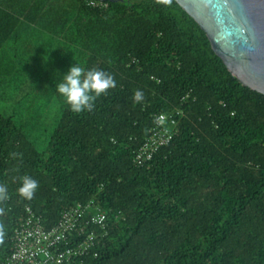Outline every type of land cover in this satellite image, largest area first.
Masks as SVG:
<instances>
[{
  "label": "trees",
  "instance_id": "obj_1",
  "mask_svg": "<svg viewBox=\"0 0 264 264\" xmlns=\"http://www.w3.org/2000/svg\"><path fill=\"white\" fill-rule=\"evenodd\" d=\"M77 62L115 80L81 114L55 88ZM174 109L176 134L136 165ZM0 183V262L28 207L50 227L94 201L106 228L90 226L97 245L71 264H264V94L176 0H0Z\"/></svg>",
  "mask_w": 264,
  "mask_h": 264
},
{
  "label": "built area",
  "instance_id": "obj_2",
  "mask_svg": "<svg viewBox=\"0 0 264 264\" xmlns=\"http://www.w3.org/2000/svg\"><path fill=\"white\" fill-rule=\"evenodd\" d=\"M93 7L107 5L103 0H86ZM181 109L157 115L133 161L147 165L156 151L168 144L177 132ZM27 215L16 227L11 253L0 264H71L83 258L97 245L98 238L90 226L106 228L109 214L94 201L77 204L65 210L58 222L50 227L28 207ZM97 255V253H96Z\"/></svg>",
  "mask_w": 264,
  "mask_h": 264
},
{
  "label": "water",
  "instance_id": "obj_3",
  "mask_svg": "<svg viewBox=\"0 0 264 264\" xmlns=\"http://www.w3.org/2000/svg\"><path fill=\"white\" fill-rule=\"evenodd\" d=\"M176 1L205 31L229 71L264 94V0Z\"/></svg>",
  "mask_w": 264,
  "mask_h": 264
},
{
  "label": "clouds",
  "instance_id": "obj_4",
  "mask_svg": "<svg viewBox=\"0 0 264 264\" xmlns=\"http://www.w3.org/2000/svg\"><path fill=\"white\" fill-rule=\"evenodd\" d=\"M114 86L115 80L111 74L97 68H86L77 62L63 74L62 81L57 83L55 88L64 98L68 109L75 114H81L92 111L96 99ZM132 99L134 104L140 103L144 99L142 90H135ZM38 187L36 179L23 175L20 177V185L16 192L21 198L31 200ZM8 199V187L0 183V202ZM4 238V229L0 227V242H3Z\"/></svg>",
  "mask_w": 264,
  "mask_h": 264
}]
</instances>
